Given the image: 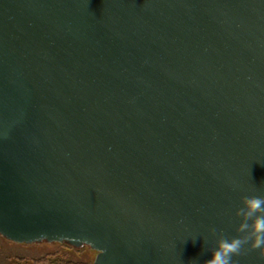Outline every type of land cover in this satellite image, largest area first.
<instances>
[{
	"label": "water",
	"instance_id": "95a60500",
	"mask_svg": "<svg viewBox=\"0 0 264 264\" xmlns=\"http://www.w3.org/2000/svg\"><path fill=\"white\" fill-rule=\"evenodd\" d=\"M246 196L264 197V0H0L4 238L205 264ZM232 261L264 264L250 242Z\"/></svg>",
	"mask_w": 264,
	"mask_h": 264
},
{
	"label": "clouds",
	"instance_id": "9594fccd",
	"mask_svg": "<svg viewBox=\"0 0 264 264\" xmlns=\"http://www.w3.org/2000/svg\"><path fill=\"white\" fill-rule=\"evenodd\" d=\"M242 205L235 213L241 221L236 231L242 235L229 239L220 234L217 247L205 264H234L232 257L240 255L243 246L249 242L250 248L259 249L260 257L264 258V197H243ZM212 231L215 234V229Z\"/></svg>",
	"mask_w": 264,
	"mask_h": 264
},
{
	"label": "rangeland",
	"instance_id": "374dc122",
	"mask_svg": "<svg viewBox=\"0 0 264 264\" xmlns=\"http://www.w3.org/2000/svg\"><path fill=\"white\" fill-rule=\"evenodd\" d=\"M61 243L59 242H40V243H17L4 238L0 234V264H9L10 259L14 256L21 257H41L48 252H54L61 249ZM83 255L86 260L94 261L97 254L89 246L82 248ZM78 260V259H77Z\"/></svg>",
	"mask_w": 264,
	"mask_h": 264
},
{
	"label": "trees",
	"instance_id": "16d2710c",
	"mask_svg": "<svg viewBox=\"0 0 264 264\" xmlns=\"http://www.w3.org/2000/svg\"><path fill=\"white\" fill-rule=\"evenodd\" d=\"M62 248L54 252H48L41 257L14 256L9 264H92V261L85 259L82 248L71 247L61 243ZM78 259V260H77Z\"/></svg>",
	"mask_w": 264,
	"mask_h": 264
}]
</instances>
